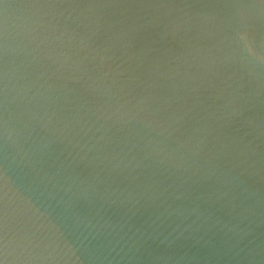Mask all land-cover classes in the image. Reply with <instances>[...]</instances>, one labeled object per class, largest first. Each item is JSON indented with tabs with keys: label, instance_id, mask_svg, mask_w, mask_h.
<instances>
[{
	"label": "water",
	"instance_id": "95a60500",
	"mask_svg": "<svg viewBox=\"0 0 264 264\" xmlns=\"http://www.w3.org/2000/svg\"><path fill=\"white\" fill-rule=\"evenodd\" d=\"M0 264H264V0H0Z\"/></svg>",
	"mask_w": 264,
	"mask_h": 264
}]
</instances>
